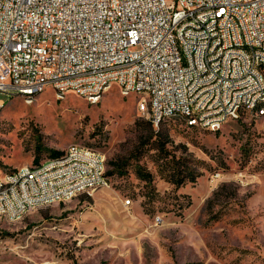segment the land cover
Instances as JSON below:
<instances>
[{"label": "rangeland", "instance_id": "1", "mask_svg": "<svg viewBox=\"0 0 264 264\" xmlns=\"http://www.w3.org/2000/svg\"><path fill=\"white\" fill-rule=\"evenodd\" d=\"M0 100L2 175L71 145L99 152L110 178L21 219L0 215V264H264V115L218 131L168 121L157 137L149 107L138 112L140 97L117 85L98 104L72 91L57 100L53 88L33 103ZM157 139L165 150H153ZM168 161L196 179L174 184Z\"/></svg>", "mask_w": 264, "mask_h": 264}, {"label": "built area", "instance_id": "2", "mask_svg": "<svg viewBox=\"0 0 264 264\" xmlns=\"http://www.w3.org/2000/svg\"><path fill=\"white\" fill-rule=\"evenodd\" d=\"M123 62L132 69L115 73ZM114 85L140 97L138 112L154 95L152 124L182 106L210 131L264 115V0H0V93L33 103L34 90L72 88L98 104ZM109 179L102 157L70 145L42 171L21 166L0 209L20 215L82 184L109 188Z\"/></svg>", "mask_w": 264, "mask_h": 264}, {"label": "bare ground", "instance_id": "3", "mask_svg": "<svg viewBox=\"0 0 264 264\" xmlns=\"http://www.w3.org/2000/svg\"><path fill=\"white\" fill-rule=\"evenodd\" d=\"M237 34H238V41H246V33L244 31V27H237ZM238 53L241 54H249L250 53V46L249 45H241L238 46ZM132 69V62H123L119 65H115V73H122L126 72V70ZM110 87L109 89H111ZM48 88L44 90H34L33 91V102L37 98V96L43 92H45ZM55 90V88H53ZM109 89L106 91L108 92ZM68 91H72V88H64L60 89V95L57 94V90H55V95L57 100H64L66 97V94ZM122 94L125 96V89H121ZM60 96H64L60 98ZM80 96L83 97L86 101H88L91 104H95L91 102V98L88 92H81ZM23 97V96H22ZM146 97L149 99L148 106H145V103L142 105V109H145L146 107H149L150 111V119H153L154 115V105H155V98L153 94H146ZM27 103H30L29 100H26ZM264 105V102H262V106ZM2 108V107H1ZM264 109V107H262ZM194 116V106H182V108L177 113H165L161 120H155V124H153L155 129H159L160 125L164 122L168 121H178L186 125V127L189 128H198L199 129V120L194 118H188ZM187 118V119H184ZM228 121H221L219 122V129H222V127L227 123ZM72 147H78V150L80 151H87L88 154L93 155L94 157H102V155L99 152L79 147V146H72ZM68 153V149L65 151V153L59 157L50 159L43 164L39 166H28L29 170L32 171H42L43 168H46L49 164L56 163L58 161L65 159V154ZM102 170L104 174H106V167H105V161L102 157ZM17 172H21L20 169H16L13 171H8L4 175L1 174V166H0V193H7L8 188H12V176H15ZM110 186V183H109ZM96 191V184H82L81 185V191L80 190H72L64 195L57 196V199H51V200H42L40 202H37L35 207L39 206H45V205H51L53 203H59V202H68L72 200L73 198L77 197L80 194H89L92 195ZM33 208L26 209V211H22L20 215L13 216L11 211H3L0 209V215L6 217L10 221H15L18 219L23 218L25 215L29 213V211Z\"/></svg>", "mask_w": 264, "mask_h": 264}, {"label": "trees", "instance_id": "4", "mask_svg": "<svg viewBox=\"0 0 264 264\" xmlns=\"http://www.w3.org/2000/svg\"><path fill=\"white\" fill-rule=\"evenodd\" d=\"M264 107V105L262 106ZM160 130V129H159ZM158 130V131H159ZM153 132H154V136L159 137V132H156V129L153 127ZM160 140L157 139L156 143H158V145H155V147H152L153 150H156L158 152H161L163 150H165V145H159ZM165 167L164 170H171L170 168H172L174 171L171 175H169V179L171 182H173L174 184L177 185H181L184 184L186 182H191L194 181L196 178L193 177V174H187L183 176V173L180 171V165L179 163H173L172 161H168L164 163ZM140 177L145 180V181H152V176L150 174H140Z\"/></svg>", "mask_w": 264, "mask_h": 264}, {"label": "crops", "instance_id": "5", "mask_svg": "<svg viewBox=\"0 0 264 264\" xmlns=\"http://www.w3.org/2000/svg\"><path fill=\"white\" fill-rule=\"evenodd\" d=\"M109 177V176H108ZM80 195H83V194H80ZM80 195H78L77 197H79ZM76 198V197H75Z\"/></svg>", "mask_w": 264, "mask_h": 264}]
</instances>
